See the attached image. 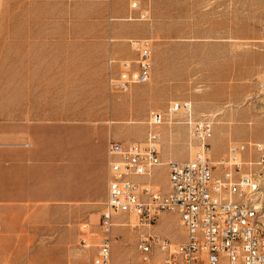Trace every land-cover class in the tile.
Instances as JSON below:
<instances>
[{
	"label": "rangeland",
	"instance_id": "rangeland-1",
	"mask_svg": "<svg viewBox=\"0 0 264 264\" xmlns=\"http://www.w3.org/2000/svg\"><path fill=\"white\" fill-rule=\"evenodd\" d=\"M22 5L0 0V147L10 146L0 149V264H91L102 236L98 222L107 193L106 144L144 146L150 110L165 118L153 129L159 152L164 126L176 144L179 129L185 130L182 140L190 158L199 147L186 113L168 111L175 100L191 102L193 120L211 122V159L223 157L230 144L264 145V0H150V17L142 22L161 78L153 90H137L152 84L151 72L147 83L125 92L107 85L108 74L117 70L109 62L115 55H103L104 48L97 46L81 47L80 37L61 40L53 66L49 57L37 59L36 65L26 50L23 55L13 50V33L5 27L18 24L20 14L34 12ZM82 10V1H75L76 27L83 25ZM36 19L33 14L30 20ZM33 149L40 159L36 183L41 195L22 198L36 187L34 179L21 181L20 153ZM253 168L261 173L257 194L264 208V163ZM166 173L155 169L152 175L164 189ZM131 217L115 219L111 264H161L139 259L137 238L148 231L174 240L184 237L176 213L161 212L151 226L136 217L133 225ZM83 224L91 233L82 234ZM81 237L88 246H82Z\"/></svg>",
	"mask_w": 264,
	"mask_h": 264
},
{
	"label": "built area",
	"instance_id": "built-area-1",
	"mask_svg": "<svg viewBox=\"0 0 264 264\" xmlns=\"http://www.w3.org/2000/svg\"><path fill=\"white\" fill-rule=\"evenodd\" d=\"M142 0H130V8L140 10L138 18L148 19ZM128 44L135 56L118 60L117 74L109 77L113 91L125 92L135 84L147 83L152 67L151 41L131 38ZM170 113H186L190 134L199 144L193 158L169 160L166 189L151 177L153 168L161 165L157 147L158 135L153 129L165 122L164 114L148 112L149 131L144 146L135 142L110 140V176L107 196L99 217L100 243L96 245L91 264H111L110 232L115 216L137 218L151 226L161 212L176 213L184 230L182 240H174L155 231L137 238L136 249L142 262L159 260L161 264H264V211L256 194L260 171L253 168L264 163V145L260 142H238L227 147L217 160L210 158L208 139L212 135L209 121L192 118L189 100L172 101ZM257 159H252V155ZM253 164L252 168L247 164ZM82 234L90 232L87 224ZM83 247L88 245L81 237Z\"/></svg>",
	"mask_w": 264,
	"mask_h": 264
},
{
	"label": "crops",
	"instance_id": "crops-1",
	"mask_svg": "<svg viewBox=\"0 0 264 264\" xmlns=\"http://www.w3.org/2000/svg\"><path fill=\"white\" fill-rule=\"evenodd\" d=\"M24 2L21 7H26L34 12L29 14H20L19 23L12 26L5 27L6 32L13 33L9 36L10 41L13 43V50H18L20 55H23V50H26V55L34 59L32 64L39 62V58L45 56L50 58L51 66H53L58 61L60 44L65 41H61L71 36H77L82 38L80 42L81 47H99L104 48L105 54L110 52L115 55L109 59L112 66H116L115 72H110L107 77V85H109V77L117 74L119 70L118 60L130 59L135 56V52L131 50L128 40L131 38H148L151 41L152 49V79L153 82L150 86L140 87L138 89H143L144 91H151L157 86L161 73L159 67L154 65L153 60V43L151 38L145 36L146 28L144 22L148 19L138 18L140 10H133L130 8V0H20ZM75 1H82L83 13L80 18H82V26L76 27L75 25ZM37 7L42 8V12L38 13ZM141 7L148 10L150 17V0H142ZM35 14V21H31L32 15ZM98 41L97 43L95 41ZM94 42V43H91ZM123 42V43H120ZM67 43V42H66ZM16 55V53H13ZM116 56H118L116 58ZM37 65V64H36ZM54 73V70L51 69ZM151 76V74H150ZM136 85V84H135ZM111 89V88H110ZM112 90V89H111ZM42 110V109H41ZM35 112L39 111V107L34 109ZM158 111V110H157ZM38 125V124H37ZM163 136L161 138L162 148L159 152V157L162 163L169 160H187L190 158V150H188L185 142H183V137L185 136V130L181 127L178 133V143L170 142L168 138L167 127L161 128ZM110 141V140H109ZM106 144V158H107V181L105 183L106 189L108 186V180L110 176L109 160L110 156L108 154V143ZM29 144L21 145L20 148L26 149ZM7 149L10 146H3L0 149ZM29 155H34V158H29ZM22 161L24 164L20 167L21 176L25 177V183L30 184L33 179L35 180V187L31 188L29 193L22 195L20 197L27 198L33 197L37 198L40 189H37L36 178L38 177V164L37 160V149L22 151L20 153ZM28 161V162H27ZM34 162V163H33ZM166 172L167 166L158 165L153 168ZM152 172V175H153ZM166 173V180H167ZM151 177L144 176L138 177V181H149L153 180ZM156 182V181H155ZM27 196V197H26ZM107 196V193H106ZM125 215L115 216V219L123 217ZM123 223V221H122Z\"/></svg>",
	"mask_w": 264,
	"mask_h": 264
},
{
	"label": "bare ground",
	"instance_id": "bare-ground-1",
	"mask_svg": "<svg viewBox=\"0 0 264 264\" xmlns=\"http://www.w3.org/2000/svg\"><path fill=\"white\" fill-rule=\"evenodd\" d=\"M261 174V173H260ZM260 181H261V179H259V182L256 184V194L258 193L257 191H258V189H259V183H260ZM257 200H258V197H257ZM259 205H260V208H261V210H263L264 211V208H263V206L259 203ZM129 221H135L134 220V216L133 217H131V218H129L128 219ZM133 223V225H134V223L135 222H132ZM115 224V223H114ZM86 245H89V244H86Z\"/></svg>",
	"mask_w": 264,
	"mask_h": 264
}]
</instances>
